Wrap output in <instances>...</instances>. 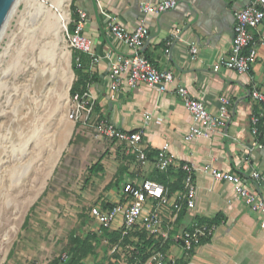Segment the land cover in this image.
Instances as JSON below:
<instances>
[{
    "label": "crops",
    "instance_id": "1",
    "mask_svg": "<svg viewBox=\"0 0 264 264\" xmlns=\"http://www.w3.org/2000/svg\"><path fill=\"white\" fill-rule=\"evenodd\" d=\"M156 1L74 0L72 9L70 0L69 6L64 7L68 14H74L78 8L86 11L83 32L100 58L91 65L89 55L83 54V69L87 73L88 88L95 103L86 123L72 124L77 135L71 152H76L82 164L79 178L69 190L62 189V193L48 200L60 206L74 201L78 213L88 214L81 216L75 234L84 237L92 233L95 237L92 240L94 248L78 264H136L142 260V256H146L148 247L155 241L153 237L146 236L141 220L132 230L122 234L121 214L111 225L102 226L89 215L88 209L93 203L109 206L126 201L123 184L127 181L140 183L149 178L151 172L156 170L152 164L156 151L167 144L173 159V164L167 169L170 171V181L176 179L178 164L190 162L194 166L197 192L195 205L181 210L176 217L172 215L169 203L158 207L167 233L165 264H264L262 214L251 210L235 193L231 183L215 179L204 169L206 164L211 163L214 167L246 177L249 187L264 198V149L249 150L253 139L249 117L257 109L249 90L255 83L264 91V41L257 45V59L248 72L238 73L226 67L212 68L213 62L229 53L235 10L250 0H177L175 7L165 11H142L141 5ZM101 9L114 14L128 30H133L141 17H145L148 34L141 52L158 68L172 72L173 80L166 90L158 91L145 83L135 87L124 83L122 89L111 98L108 75L110 60L105 53L128 54L130 49L109 33ZM176 28L180 29L177 36L172 38L167 52L166 41L176 32ZM262 31L264 20L252 32L257 38ZM191 43L198 47V58L194 60L189 57ZM179 84L185 85L192 95L203 99L211 112L217 111L220 96L230 97V118L223 131H217L211 138L184 140L191 117L175 90ZM96 116L126 131L140 132L141 140L135 147L145 149L149 159L140 174L135 175L131 170L134 147L128 150L122 141L97 135L92 125ZM99 158L103 170L85 180L87 166ZM121 163L130 172L123 175L119 185L107 187ZM253 169L260 172L257 180L249 175ZM179 188L169 193L173 194ZM153 205L154 201L148 199L144 213ZM216 215L220 221L213 235L189 251L175 241L174 235L189 227L194 220ZM72 249L71 246L61 254L63 260L58 264L67 263Z\"/></svg>",
    "mask_w": 264,
    "mask_h": 264
},
{
    "label": "rangeland",
    "instance_id": "2",
    "mask_svg": "<svg viewBox=\"0 0 264 264\" xmlns=\"http://www.w3.org/2000/svg\"><path fill=\"white\" fill-rule=\"evenodd\" d=\"M69 2L18 0L0 35V264L50 262L88 216L74 201L48 200L69 190L82 167L68 117L74 51L62 28Z\"/></svg>",
    "mask_w": 264,
    "mask_h": 264
},
{
    "label": "built area",
    "instance_id": "3",
    "mask_svg": "<svg viewBox=\"0 0 264 264\" xmlns=\"http://www.w3.org/2000/svg\"><path fill=\"white\" fill-rule=\"evenodd\" d=\"M177 0H158L154 3H144L141 9L144 13L161 12L175 7ZM105 18L106 28L110 34L120 40L130 49V53L106 52L105 57L109 61V87L111 98L120 91L123 84L135 87L139 83H145L155 87L158 91H164L173 80L170 70L160 69L141 52V47L148 34L145 17H141L133 30H128L121 24L116 16L103 9L100 10ZM87 13L78 8L74 14H68V19L63 25L64 36L71 50L78 53L87 54L90 57V64L97 63L100 56L94 53L91 48L90 39L84 34L83 29ZM264 20V0H250L241 8L234 12L233 37L229 53L212 63V68L217 70L221 67L233 69L238 73H246L257 59V45L264 41V31L259 37H254L253 29L258 28ZM72 26V28H70ZM180 28L172 34L166 41L165 51H169L172 38L177 36ZM190 59L198 58V47L195 43L189 46ZM77 65L83 66L82 60L76 58ZM182 103L190 114L191 121L184 133L185 141H192L197 138H211L217 131H223L230 118L231 99L228 95L220 96V102L216 112H211L203 99L192 95L185 85H177L175 88ZM250 95L256 101L257 109L250 114L249 129L253 136L249 150L253 148L264 149V91L251 85ZM71 107L68 117L76 122L86 123L93 112L95 98L88 88V82L84 90H77L70 94ZM97 135L109 139H116L126 143V148L130 150L134 147L132 158V172L138 175L142 172L149 159L145 149H137L135 145L141 140L139 131H126L114 123L95 117L92 122ZM136 148V149H135ZM153 167L157 170H167L173 159L167 144H163L156 151ZM182 171L181 187L173 194L169 193L168 187L155 179L145 178L140 183L127 181L122 186V191L126 195L123 203H113L109 206L103 203H93L89 206V215L100 225L109 226L116 219L120 218V231L126 234L134 228L139 220L147 237H153L155 241L148 247V252L144 260L139 264H165L166 253L164 244L167 233L164 230L163 219L159 214L158 207L168 204L172 208L173 216L176 217L183 207L191 208L195 205L197 184L195 180L194 166L187 161L178 164ZM217 180L228 181L233 185V189L251 210L260 212L261 225L264 226V198L251 189L247 184V178L241 175L214 167L211 163L205 168ZM250 177L260 178V172L253 169ZM148 199L154 201L153 207L144 213L145 203ZM103 202V201H102ZM218 221L194 220L189 227L174 235L175 241L180 242L186 251L200 243L202 240L211 237L216 229ZM33 264H48L46 261H37Z\"/></svg>",
    "mask_w": 264,
    "mask_h": 264
},
{
    "label": "trees",
    "instance_id": "4",
    "mask_svg": "<svg viewBox=\"0 0 264 264\" xmlns=\"http://www.w3.org/2000/svg\"><path fill=\"white\" fill-rule=\"evenodd\" d=\"M70 7L74 9V0H71ZM72 28V26L70 27ZM79 57L83 61V54L78 53L77 51H74L72 54V62L71 66L75 73V79L72 81V84L69 88L70 94H73L77 90H84L87 85V73L84 71L83 66H78L76 58ZM250 91V90H249ZM233 112H231L232 116ZM169 169V168H168ZM103 170V166L100 163V158L97 159L95 162L91 163L86 168V177L85 180H88L94 173L100 172ZM130 172V170H127L126 166L121 163L119 167L117 168V171L115 172L114 179L110 181L107 185V187H110L111 185H119L120 182L123 179V175L126 172ZM153 174V175H152ZM175 180L170 181V171H160V170H154V172H151V176L153 179L160 181L167 185L169 192L174 191L176 188L181 187V178H182V171L181 169L177 170V173L175 174ZM149 177V178H150ZM34 206V204L31 206V208ZM30 208V209H31ZM185 207H183L181 210L183 211ZM29 212L25 215L22 227H25L28 224L29 221ZM199 221H218V215L214 216L213 218H198ZM94 235L92 233H87L84 237L79 236L78 234H75L74 230H70L67 235L66 243L63 247L64 251H67L71 246L73 247L69 259L66 264H78L80 259L83 258L87 253L91 252L94 248V244L92 243V240L94 239ZM147 255V254H146ZM145 255L142 256V260L145 259ZM62 255L54 256L48 264H58L60 261H62ZM136 264H139L136 263Z\"/></svg>",
    "mask_w": 264,
    "mask_h": 264
},
{
    "label": "water",
    "instance_id": "5",
    "mask_svg": "<svg viewBox=\"0 0 264 264\" xmlns=\"http://www.w3.org/2000/svg\"><path fill=\"white\" fill-rule=\"evenodd\" d=\"M18 0H0V35L4 29L5 23L8 17L11 15L16 3ZM51 7H55L52 3H50ZM56 13L60 15L59 11H57V7L54 8ZM55 13V14H56ZM69 85L68 89L70 88Z\"/></svg>",
    "mask_w": 264,
    "mask_h": 264
},
{
    "label": "bare ground",
    "instance_id": "6",
    "mask_svg": "<svg viewBox=\"0 0 264 264\" xmlns=\"http://www.w3.org/2000/svg\"><path fill=\"white\" fill-rule=\"evenodd\" d=\"M67 1L68 0H55V3L58 5V7L61 8L67 3ZM61 16H59V18H58L59 20H60ZM63 18H64V21L67 20L68 19V14L67 13L63 14ZM59 25H60V23L57 24V30L59 29ZM46 53L48 54V51H46ZM48 56H49L48 58L51 59L50 55H48ZM69 85H70V82L68 83V87H69Z\"/></svg>",
    "mask_w": 264,
    "mask_h": 264
}]
</instances>
